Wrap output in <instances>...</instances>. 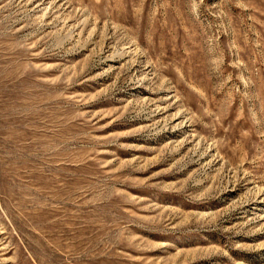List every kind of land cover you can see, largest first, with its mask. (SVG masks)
<instances>
[{"label":"rangeland","instance_id":"rangeland-1","mask_svg":"<svg viewBox=\"0 0 264 264\" xmlns=\"http://www.w3.org/2000/svg\"><path fill=\"white\" fill-rule=\"evenodd\" d=\"M0 264H264V0H0Z\"/></svg>","mask_w":264,"mask_h":264}]
</instances>
